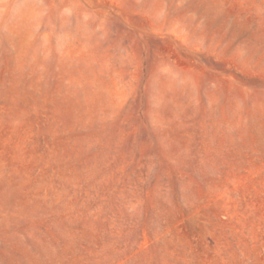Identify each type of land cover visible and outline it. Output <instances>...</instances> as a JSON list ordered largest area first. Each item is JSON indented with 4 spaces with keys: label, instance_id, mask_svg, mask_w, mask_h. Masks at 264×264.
<instances>
[{
    "label": "rangeland",
    "instance_id": "1",
    "mask_svg": "<svg viewBox=\"0 0 264 264\" xmlns=\"http://www.w3.org/2000/svg\"><path fill=\"white\" fill-rule=\"evenodd\" d=\"M0 264H264V0H0Z\"/></svg>",
    "mask_w": 264,
    "mask_h": 264
}]
</instances>
